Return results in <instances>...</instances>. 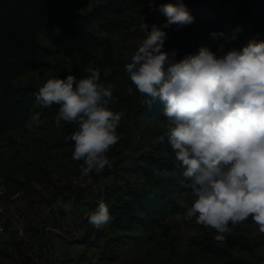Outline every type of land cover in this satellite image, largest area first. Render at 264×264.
Returning a JSON list of instances; mask_svg holds the SVG:
<instances>
[{
	"label": "trees",
	"instance_id": "1",
	"mask_svg": "<svg viewBox=\"0 0 264 264\" xmlns=\"http://www.w3.org/2000/svg\"><path fill=\"white\" fill-rule=\"evenodd\" d=\"M177 2L158 0L153 11L149 0H0V172L12 192L30 191V183L20 180V175L51 186L56 173L81 174L83 162L72 158L73 142L65 139L77 125L61 121L57 127L58 106L36 104L39 87L50 76L72 75L79 80L89 75L88 69H99L100 82L115 86L111 109L124 113L117 129L119 142L108 152L111 165L99 175L93 172L102 189L90 200L80 192L71 200L75 209H88L70 240L84 251L92 250L80 256L84 264H115L134 250L157 248L172 238V221L178 217L188 228L203 227L185 218L194 199L193 184L183 177L167 139L161 142L167 123L162 105L157 101L148 107L125 71L147 35L143 23L149 32L153 24L161 26L166 17L160 5ZM182 2L193 23L216 33L220 40L236 35L241 43L264 41V0ZM190 27L182 34L177 33L179 29H164V51L174 52L171 58L177 62L202 46L190 43ZM35 113L40 114L41 123L33 122L30 129L27 122ZM100 201L106 203L111 220L97 229L87 216ZM215 235L206 232L193 241L195 264L202 260L250 264L240 254L251 248L240 226L223 243ZM161 248L169 255L170 249L175 251L171 244ZM168 258L166 264H172L174 256Z\"/></svg>",
	"mask_w": 264,
	"mask_h": 264
},
{
	"label": "clouds",
	"instance_id": "2",
	"mask_svg": "<svg viewBox=\"0 0 264 264\" xmlns=\"http://www.w3.org/2000/svg\"><path fill=\"white\" fill-rule=\"evenodd\" d=\"M149 7L156 10L155 0ZM159 11L166 21L150 32L143 23L147 35L125 71L148 107L162 105L167 123L161 142L167 139L183 177L193 184L185 218L214 230L220 243L249 218L264 234V41L222 55L201 46L177 62L174 52L164 51V29L191 25L194 17L182 0L161 4ZM87 71L79 80L50 76L35 98L41 108L58 106L57 127L61 121L77 125L65 139L73 142L72 158L83 162L82 176L99 175L111 165L108 152L119 142L124 116L110 107L115 86L100 82L99 69ZM33 122L39 126V113L27 122L30 129ZM55 206L70 212L72 202L58 200ZM87 220L97 229L109 223L106 203L100 201Z\"/></svg>",
	"mask_w": 264,
	"mask_h": 264
},
{
	"label": "rangeland",
	"instance_id": "3",
	"mask_svg": "<svg viewBox=\"0 0 264 264\" xmlns=\"http://www.w3.org/2000/svg\"><path fill=\"white\" fill-rule=\"evenodd\" d=\"M190 26L188 29L190 43L193 46L202 45L213 48L212 51L217 55H222L231 48L242 49L249 42L246 40L241 43L236 35L230 39L220 40L216 36L213 37L212 32L203 25L192 23ZM171 28L177 30L176 26ZM186 29L187 26L179 28L177 33L182 34ZM221 45L223 46L222 51L220 50ZM18 178L30 183V191L21 189L12 192L5 184V179L0 172V190H3L2 193L0 192V209L3 210L0 212V219L5 220L7 226L11 227L0 243V264H27L28 260L35 264L33 257L43 259L44 264H84L86 261H82L80 256L83 253L90 255L92 250L84 251L81 245H74L70 240L73 235L78 233L88 209H83L80 206L75 209V206H72L70 212H65L62 207H54V205L58 200L71 201L75 192H80L81 195L88 198L87 200H90L93 193L102 189V185L95 180L93 172L88 176L56 173L51 186L24 175H20ZM91 212L93 211L91 210ZM20 218H23L26 225V233L29 237L27 241L20 239L17 232L12 229ZM172 226V238L163 244H171L175 248V251L170 249V255L167 250L161 248L163 245L157 248L145 246L125 255L127 260L120 259V262L115 264H131V262H135V264H166L168 256V259L174 256L172 264H195L197 253L193 241H199L206 232L212 234L215 231L204 227L188 228L179 217L172 221ZM238 226L249 239L251 246L249 252L244 251L240 254H245L250 264H264V234L258 233L251 218ZM45 247H50L51 252L44 254ZM211 263L225 264L222 261ZM211 263L202 260L198 264Z\"/></svg>",
	"mask_w": 264,
	"mask_h": 264
},
{
	"label": "built area",
	"instance_id": "4",
	"mask_svg": "<svg viewBox=\"0 0 264 264\" xmlns=\"http://www.w3.org/2000/svg\"><path fill=\"white\" fill-rule=\"evenodd\" d=\"M3 189V187H2ZM0 192L2 193L3 190H0ZM3 210L0 209V212H2ZM9 229H11V227L7 226L6 221L5 220H1L0 219V243L3 241L4 236L8 233ZM12 229H14L17 232V235L19 236L20 239L22 240H28V234L26 233V225L25 222L23 220V218H20L16 224L12 227ZM44 254H48L51 252L50 247H45L43 249ZM35 264H44V260L40 259V258H36L33 257L32 258Z\"/></svg>",
	"mask_w": 264,
	"mask_h": 264
}]
</instances>
